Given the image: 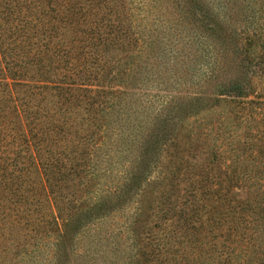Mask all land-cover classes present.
Instances as JSON below:
<instances>
[{
  "label": "trees",
  "instance_id": "16d2710c",
  "mask_svg": "<svg viewBox=\"0 0 264 264\" xmlns=\"http://www.w3.org/2000/svg\"><path fill=\"white\" fill-rule=\"evenodd\" d=\"M263 75L264 0H0V264H264Z\"/></svg>",
  "mask_w": 264,
  "mask_h": 264
},
{
  "label": "rangeland",
  "instance_id": "374dc122",
  "mask_svg": "<svg viewBox=\"0 0 264 264\" xmlns=\"http://www.w3.org/2000/svg\"><path fill=\"white\" fill-rule=\"evenodd\" d=\"M220 56V55H219ZM218 56V57H219ZM222 62L226 64L225 66V71H226V76L227 75H233L234 73H236V67H235V63H234V59H233V54L229 53L227 55V57L225 59L221 58ZM225 72H219V74L215 77V79H213L212 81H210L206 86H203L201 88V91L203 90V92H207L206 94H204L209 100L208 102H212L216 97H217V84L219 83L220 79L222 78L223 74ZM253 83H255V91L256 93H262V96L260 99H263L264 100V75L260 77V79H257L256 77H253ZM192 91H194L193 89H196L194 88V86H190ZM205 87V88H204ZM179 95H185L187 94V90H182L180 91L179 93H177ZM238 101L234 102L233 105H234V109L232 111H229V113L226 114V117H225V123H226V126L228 125L229 127V130H231V138L233 139V142L236 143L238 141H240L241 143L245 140H248L250 139V137H247L248 134H246L248 131H253L255 132V127H256V123H253V121L251 122L250 124V128L248 129L246 127V122L244 121V118L245 116H247L245 114L246 110H248L247 108L242 110L241 109V103H237ZM254 107H257L256 109H259L260 107L264 110V103L261 104H255L253 105ZM218 110H215L216 113H218ZM226 110H229L228 108L225 109V112ZM242 111H244V116L241 117V121L240 119L237 120L239 123L238 125H235L236 124V119L234 120L233 117L235 116V114L237 115H241L242 114ZM258 112V111H257ZM253 115L257 118L260 117V114H257V113H253ZM217 115H214L213 117H216ZM215 131L213 130V133ZM212 133V135H213ZM247 135V136H246ZM230 138V139H231ZM252 139H254V141L256 140V137H253ZM254 148H256L254 146ZM255 149H253L254 151ZM252 167V166H251ZM249 182H240V184H238L237 186H234V197H236L237 200H242L243 198L246 197V189H247V185H248ZM215 183L212 184L211 186V189L215 188ZM234 199V203L236 205L237 203V200ZM226 233V232H225ZM257 235H260V231H256L255 233H252V237L254 236H257ZM258 242L260 241V239H257ZM226 245H229L230 247H236V239L231 235L230 237H228L227 239H225V242Z\"/></svg>",
  "mask_w": 264,
  "mask_h": 264
}]
</instances>
